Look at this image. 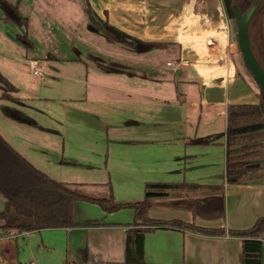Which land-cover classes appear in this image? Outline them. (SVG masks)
Here are the masks:
<instances>
[{"label":"crops","instance_id":"obj_1","mask_svg":"<svg viewBox=\"0 0 264 264\" xmlns=\"http://www.w3.org/2000/svg\"><path fill=\"white\" fill-rule=\"evenodd\" d=\"M52 1L68 8L76 5V0ZM52 1L39 0V5H51ZM85 2L91 15L101 17L104 26L101 28L114 30L123 41L98 48L105 61L117 66L116 73H96L99 71L82 60H72L83 66L77 67L81 68L78 82L99 88L103 105H116L123 94L140 100L134 106L137 113L134 122L118 130L120 134L130 135V147L136 155L167 151L166 167L160 165L158 170L159 175L173 177L166 184L221 187L220 190L181 189L206 195L187 197L182 204L169 201L171 192L177 190L170 191L167 198L152 200L151 219L169 224L175 221L194 224L223 233L203 234L178 225L153 230L145 235V261L149 264H243L244 239L230 232L250 230L264 219V182L261 173L255 172L248 175L245 183H226L227 111L230 105L258 104L259 92L247 87L241 73H235L236 61L232 58L238 49L232 22L227 19L222 1ZM42 12L40 9L37 16L46 25L50 19L43 17ZM30 24L29 21V27ZM71 33L74 37L75 33ZM137 45L143 46L137 50ZM163 56H171L174 63L160 65ZM95 78L99 80L95 82ZM107 91L108 94H103ZM119 104H123L121 100ZM256 130L264 135V124ZM212 201L217 205L210 212L220 218L213 219L214 214L205 216L208 212L190 206V203L200 206ZM89 209H94L96 214L92 215ZM195 212L200 214L196 216ZM73 217L81 225L65 229L68 243L71 239L76 245L78 262L73 263L125 264L126 231L135 221L133 209L106 213L97 205L77 201ZM19 238L3 237L0 242L17 243ZM262 243L260 264H264V239ZM12 249V246L0 249V264L17 263Z\"/></svg>","mask_w":264,"mask_h":264},{"label":"rangeland","instance_id":"obj_2","mask_svg":"<svg viewBox=\"0 0 264 264\" xmlns=\"http://www.w3.org/2000/svg\"><path fill=\"white\" fill-rule=\"evenodd\" d=\"M85 1L76 0V5L70 8L55 1L51 5L41 3L42 6L39 0L11 1L12 4L19 2L20 15L28 20V24L31 22L28 39L34 46L29 48L17 40L16 36L24 34L19 26L0 20V81L11 89L10 95L19 99L2 100L3 91L0 89V135L37 169L57 182L74 185L88 198L111 197L119 204L140 202L145 198L147 184L166 183L173 178L158 173L160 165L166 167L168 153L157 150L141 157L130 147V135L120 134L118 128L128 127L137 116L134 106L140 100L135 96L123 94L116 105H103L99 88L78 82L81 68L77 67L83 66L72 63V60L91 62L99 71L96 73H100L99 59L105 60L98 48L110 43L99 32L104 27L101 17L91 15ZM40 9L44 11L43 17L50 19L46 25L37 16ZM231 22L237 45V24ZM261 30L264 34V20ZM71 32L75 33L74 37ZM113 34L123 41L114 31ZM142 46L135 48L141 49ZM257 56L263 61L259 54ZM232 59L236 61L235 73H241L247 87L259 92L239 50ZM167 62L174 63V60L171 56H163L160 65L166 66ZM40 66L45 68L43 77L33 74ZM4 107L23 113L33 125L6 117L2 113ZM241 179L245 183L249 177ZM195 194V191L180 189L171 192L169 201L182 204L187 197L206 196L205 193H200L201 196ZM4 202L0 197V210ZM89 210L92 215L96 214L94 209ZM195 213L196 216L200 214ZM213 214L216 215L213 219L220 218L210 211L204 215L212 217ZM68 239L65 229L31 232L19 238L17 243L0 242V249L12 246L17 256L15 264H72L78 262L75 259L77 251L75 243L71 239L68 243Z\"/></svg>","mask_w":264,"mask_h":264},{"label":"trees","instance_id":"obj_3","mask_svg":"<svg viewBox=\"0 0 264 264\" xmlns=\"http://www.w3.org/2000/svg\"><path fill=\"white\" fill-rule=\"evenodd\" d=\"M221 1L227 19L236 22L234 7L236 6L244 14L258 0ZM18 4L19 2L12 4L0 0V10L3 13L2 19L19 26L24 34L16 36L17 40L29 48H33V43L28 39V20L20 15ZM263 20L264 0H261L250 25V38L252 50L264 69V34L261 30ZM113 31L106 27L105 29L101 28L99 32L109 42L115 43L119 40L115 37ZM132 47L134 46L132 45ZM257 54L262 57L263 61L258 58ZM99 60L101 71L109 73L118 71L116 65H108L102 59ZM3 82L0 81V89L3 91L1 99L4 101H19V99L10 95L11 89ZM2 113L13 121L33 125L31 119L14 108L4 107ZM261 124H264V96L260 90L258 104H240L228 107L225 134L226 183L241 184L243 176L255 172L261 173V181L264 182V135L256 130ZM200 187L215 190L221 188L193 184L149 183L146 185L145 198L140 202L119 204L111 197L88 198L77 191L74 185L57 182L37 169L15 151L0 135V197L5 200L3 209L0 211V238L11 233L26 234L47 229L80 227L81 225L76 224L73 217L74 203L77 201L97 205L106 213H113L122 209H133L135 211V221L126 231L125 264H149L145 261V235L153 230L162 229L169 225H178L203 234L216 235L223 233V231L206 229L194 224L177 221L169 224L149 217L153 205L152 200L167 198L170 191ZM230 234L244 239L242 263L260 264L262 241L264 239V219H260L250 230L230 232Z\"/></svg>","mask_w":264,"mask_h":264},{"label":"water","instance_id":"obj_4","mask_svg":"<svg viewBox=\"0 0 264 264\" xmlns=\"http://www.w3.org/2000/svg\"><path fill=\"white\" fill-rule=\"evenodd\" d=\"M261 4V0L254 3L246 13L241 11L235 6L234 14L237 24V45L238 50L242 56L246 69L250 72L255 80L260 92L264 96V69L257 60L252 47L250 38V25L251 22ZM84 62V61H83ZM87 66L96 68V66L90 62L85 63Z\"/></svg>","mask_w":264,"mask_h":264},{"label":"built area","instance_id":"obj_5","mask_svg":"<svg viewBox=\"0 0 264 264\" xmlns=\"http://www.w3.org/2000/svg\"><path fill=\"white\" fill-rule=\"evenodd\" d=\"M227 30V29H226ZM33 74L35 75V76H38V77H43L44 75H45V68H43V67H38V68H36L34 71H33ZM22 235H24V234H19V233H11V234H9V235H7V236H4V237H7V238H10V239H17V238H19L20 236H22ZM1 238H3V237H1Z\"/></svg>","mask_w":264,"mask_h":264},{"label":"flooded vegetation","instance_id":"obj_6","mask_svg":"<svg viewBox=\"0 0 264 264\" xmlns=\"http://www.w3.org/2000/svg\"><path fill=\"white\" fill-rule=\"evenodd\" d=\"M204 203H206V202H204ZM204 203H203V205H200V206L197 203L196 204L193 203V205H191L192 203H190V206H193V208L195 210H198V211L201 210V212H208V211H211L212 209H214L217 205L215 201H212L209 204H204Z\"/></svg>","mask_w":264,"mask_h":264}]
</instances>
